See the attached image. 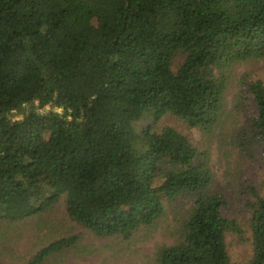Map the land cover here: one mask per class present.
<instances>
[{"label":"trees","instance_id":"trees-1","mask_svg":"<svg viewBox=\"0 0 264 264\" xmlns=\"http://www.w3.org/2000/svg\"><path fill=\"white\" fill-rule=\"evenodd\" d=\"M260 58L264 0H0V223L64 201L94 235L130 240L189 198L156 264H239L227 239L245 230L212 189L205 153L158 124L172 114L211 131L228 67ZM237 102L246 118L234 144L264 162V80L244 77ZM249 190L246 264H264V194ZM80 238L59 236L24 264L77 250Z\"/></svg>","mask_w":264,"mask_h":264},{"label":"rangeland","instance_id":"rangeland-1","mask_svg":"<svg viewBox=\"0 0 264 264\" xmlns=\"http://www.w3.org/2000/svg\"><path fill=\"white\" fill-rule=\"evenodd\" d=\"M182 58L174 63L176 69ZM228 86L221 117L211 131L189 127L181 119L168 114L159 122V129L173 126L185 133L194 145L205 153L213 173L212 189L226 195L229 203L228 216L237 220L245 230L243 237L228 234L231 258L246 264L252 257L250 231L246 226L250 201L255 196L254 187L264 194V162L260 151L253 158L241 154L233 140L234 133L244 124L245 114L237 106V95L242 79L264 80V58L239 61L227 69ZM14 111L13 117L23 116ZM190 199L179 200L174 212H169L157 224L141 227L130 240L121 236L98 237L72 221L66 213L64 201L57 203L51 214L36 216L18 223H0V264H24L29 257L53 239L69 234H81L78 249L51 257L43 264H156L155 250L161 244H171L178 238V223ZM178 220V221H177Z\"/></svg>","mask_w":264,"mask_h":264}]
</instances>
